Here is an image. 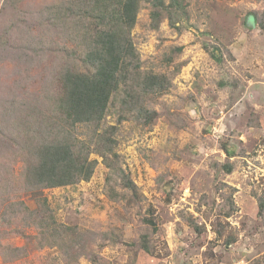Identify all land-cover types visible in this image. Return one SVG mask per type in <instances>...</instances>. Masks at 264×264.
<instances>
[{
    "label": "rangeland",
    "instance_id": "1",
    "mask_svg": "<svg viewBox=\"0 0 264 264\" xmlns=\"http://www.w3.org/2000/svg\"><path fill=\"white\" fill-rule=\"evenodd\" d=\"M56 1L0 0V102L45 107L59 90L47 71L80 38L56 44L48 30L37 47L39 25L24 23ZM176 3L155 29L143 6L131 31L136 77L163 75L167 88L123 81L100 127L78 129L86 140L115 128L106 158L89 154L88 180L24 187V138L0 113V264H264V0ZM61 226L85 252L62 254L47 230Z\"/></svg>",
    "mask_w": 264,
    "mask_h": 264
},
{
    "label": "trees",
    "instance_id": "2",
    "mask_svg": "<svg viewBox=\"0 0 264 264\" xmlns=\"http://www.w3.org/2000/svg\"><path fill=\"white\" fill-rule=\"evenodd\" d=\"M176 2L57 0L53 5L35 11L30 21L24 20L26 29L32 24L39 25L36 40L30 37L37 47L47 39L48 30L56 44L61 37L68 41L80 38L75 49L63 46L58 50L52 68L47 71L45 81L57 84L59 89L49 106H42L40 97L10 101L8 105L7 100L0 102V113L6 110V114L15 119L16 132L24 138L25 149L21 152L24 187L36 191L71 185L91 177L96 160L90 159L89 154L98 152L105 156L110 153L114 144L110 135L115 128L95 132L86 140L76 134L82 127H89L92 131L100 127L110 97L118 92L121 82L137 78L144 90L167 88L168 81L163 75L136 77L134 69L139 67V56L131 31L143 6L148 8L149 27L155 29L161 16L168 14ZM251 13L255 16L254 12ZM257 22L262 28L264 14ZM5 33L4 28L0 30V39ZM22 46L30 48L28 44ZM0 47H4L1 42ZM64 57L72 58V64L62 63ZM42 94H46L44 90ZM5 184L8 186L7 182ZM257 204L259 211L264 209V196L257 197ZM47 230L54 242L60 248L64 247L63 255L74 258L79 244V250L85 252L86 244L79 240L76 228L61 226L60 229Z\"/></svg>",
    "mask_w": 264,
    "mask_h": 264
},
{
    "label": "water",
    "instance_id": "3",
    "mask_svg": "<svg viewBox=\"0 0 264 264\" xmlns=\"http://www.w3.org/2000/svg\"><path fill=\"white\" fill-rule=\"evenodd\" d=\"M245 25L249 28H254L256 26L255 17L253 14H247L245 18Z\"/></svg>",
    "mask_w": 264,
    "mask_h": 264
}]
</instances>
